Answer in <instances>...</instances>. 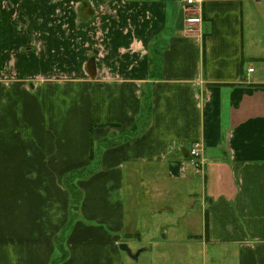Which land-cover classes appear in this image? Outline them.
<instances>
[{
  "label": "crops",
  "instance_id": "crops-1",
  "mask_svg": "<svg viewBox=\"0 0 264 264\" xmlns=\"http://www.w3.org/2000/svg\"><path fill=\"white\" fill-rule=\"evenodd\" d=\"M259 2L207 0L192 30L179 0H0V44L16 16L50 31L62 17L66 31L45 44H68L76 62L74 45L99 47L91 75L85 62L71 79L47 66L41 84L6 83L0 59V144H28L35 162L28 172L0 169V264L51 263L53 177L88 167L92 144L96 170L76 182L82 219L66 235L62 264H193L163 253L140 260L145 247L129 249V263L120 247L143 244L129 221L132 201L150 204L140 193L163 201L197 187L200 230L188 234L186 255L264 264V44L250 42ZM198 142L208 160L201 173L190 162Z\"/></svg>",
  "mask_w": 264,
  "mask_h": 264
},
{
  "label": "rangeland",
  "instance_id": "rangeland-1",
  "mask_svg": "<svg viewBox=\"0 0 264 264\" xmlns=\"http://www.w3.org/2000/svg\"><path fill=\"white\" fill-rule=\"evenodd\" d=\"M255 8H257L256 13L258 14L259 18H256V26L255 24L252 25L255 32L252 35L253 37L250 42L252 44L262 45L264 44V26L261 23H257V21H262V23L264 21V0H261V2L257 3L256 7L253 6L254 10ZM31 19L32 18L27 17L19 18L18 16L13 18L15 22L13 24L14 32H6L7 36L9 35L10 37L8 40H6V42H9V44H0V59L4 57V65L2 64V66H0L4 68V81L6 83L24 78L27 80L30 79L33 83L41 84L42 81L50 75L44 74V68L47 66L48 68H51V71H53V78H76V70L78 71V74L82 73L81 66L79 65L78 67V65H76L78 62L81 65L85 62L88 73H90V75L93 73L92 68L96 58L94 51H99L98 45H74L75 49L73 53H75V51L79 52V55H76L78 57L76 62V57L73 56L74 54H70L71 51L69 52L68 44H45L48 40L47 37H50L49 35H51L52 38L59 37L60 34L58 31H60V28L66 31V26L61 20L62 17L53 18V23L51 25L53 30L51 31L47 30L46 28H42L44 26L39 25H37L38 28L30 30V21H32ZM39 20L41 19H38V21ZM249 24L250 23L247 22L246 26ZM58 27L60 28L56 29ZM78 47L79 50H76ZM69 56H71L70 59H68ZM72 57H74V61ZM36 59L40 61L41 64H35L36 61L34 60ZM81 60L82 62L80 63ZM257 66V63H255V67ZM22 72L28 73L29 76H21ZM41 72H43V74ZM34 73L36 75H34ZM30 74L32 75L31 77ZM31 81L26 82L28 87ZM20 133V139H26L27 131L21 130ZM21 143L22 142L19 141V143L15 144L19 145L16 147H13L10 144H0V169L13 170V168H23L28 172V170L34 166L35 162H33V160H29L31 162L27 160L31 149L28 147V144ZM41 161L40 165L43 163ZM37 163L39 164V161H37ZM95 170L96 168H92L90 174H93ZM36 179L41 180L40 178ZM63 179L64 176L60 178L53 177L52 187L53 231L54 237L57 236L60 238L59 244H62V247L65 243L64 235H67L66 233H68L64 231V227L70 221V217L74 222L76 220L78 221L79 219H82V215L77 218L75 217L78 213L76 210L80 208V204L77 203V199L79 198L78 193L76 200L73 202L71 195L64 186ZM78 180L80 179L75 180V184ZM38 186H40V181H38ZM196 189H198V191L194 190L193 192L189 193H181L180 191L176 192L174 194L175 196L171 197L170 200L167 199L163 201H159V198H151L150 196L148 197V195H146L144 199V194L140 193L138 196L139 200H146L148 203H150L147 207H145V203L143 202H141V204H139L137 201L131 202V211L129 212L131 219L129 220L131 222L130 229L134 234L138 233L142 235L143 244H140L136 240L135 243H130L129 249L134 253H138L139 250L144 247L148 250L152 249V251L145 253L140 260H151L152 258H155L153 256L154 254L163 253L165 256H169V262H181L187 260L193 264H200L199 255L197 253H194L193 255H186L188 254L187 252L189 250L187 248L188 242L186 240L188 234L196 233L200 230V213L198 214L197 212L200 190L198 187ZM138 197L133 196V199L135 198L136 200ZM152 199L154 200L152 201ZM151 203L155 204L151 205ZM165 206H172V210L167 211L165 208H163ZM34 213L36 214V212ZM33 215L34 214L23 217L22 222H24V225L27 228L29 223L34 221ZM66 218H68V221ZM164 224L166 228H163ZM166 231H168V239H161L163 236L162 234ZM154 237L158 240L154 241L153 244H149V242L153 240ZM56 251H54L53 258L57 256ZM123 254L129 263L133 262L130 260V256L127 253Z\"/></svg>",
  "mask_w": 264,
  "mask_h": 264
},
{
  "label": "built area",
  "instance_id": "built-area-1",
  "mask_svg": "<svg viewBox=\"0 0 264 264\" xmlns=\"http://www.w3.org/2000/svg\"><path fill=\"white\" fill-rule=\"evenodd\" d=\"M207 0H181L180 9L182 11L184 23L186 26L193 27L200 26L203 22V6ZM189 29L187 32H191ZM193 30V29H192ZM192 33V32H191ZM254 69H250L249 73H253ZM202 144L195 143L190 149L191 166L196 173L204 171L208 160L202 156Z\"/></svg>",
  "mask_w": 264,
  "mask_h": 264
},
{
  "label": "trees",
  "instance_id": "trees-1",
  "mask_svg": "<svg viewBox=\"0 0 264 264\" xmlns=\"http://www.w3.org/2000/svg\"><path fill=\"white\" fill-rule=\"evenodd\" d=\"M166 1V0H163ZM181 1V0H179ZM97 158L96 155L93 151V144H92V149H91V163L88 167L72 172L69 175L64 176L63 179V183L64 186L66 187V189L68 190L69 194L71 195V199L74 202L76 200L77 197V193L79 198L77 199V203L80 204L81 200H82V192L80 191L79 187L75 184V180L77 179H85L90 175V171L92 168H96L95 165L97 164ZM73 225V220H71L70 217V221L66 224V226L64 227V231L69 232L70 229L72 228ZM65 232V233H66ZM67 234V233H66ZM64 235V234H63ZM66 238V235H64V239ZM60 238L55 236L54 237V244L56 247V252H57V256H55L50 264H62L66 259H67V252H66V247H65V243L62 247V244H59Z\"/></svg>",
  "mask_w": 264,
  "mask_h": 264
},
{
  "label": "water",
  "instance_id": "water-1",
  "mask_svg": "<svg viewBox=\"0 0 264 264\" xmlns=\"http://www.w3.org/2000/svg\"><path fill=\"white\" fill-rule=\"evenodd\" d=\"M121 250H123L124 252H126L131 258H133V259H136V257H132L131 256V252H130V250H129V248L127 247V245H121Z\"/></svg>",
  "mask_w": 264,
  "mask_h": 264
}]
</instances>
